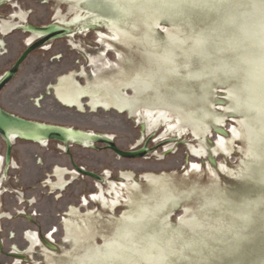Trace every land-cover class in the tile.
I'll return each instance as SVG.
<instances>
[{"label": "snow or ice", "instance_id": "6c2138e0", "mask_svg": "<svg viewBox=\"0 0 264 264\" xmlns=\"http://www.w3.org/2000/svg\"><path fill=\"white\" fill-rule=\"evenodd\" d=\"M133 7H151L157 6L165 9H174L176 10V16L178 18L183 17L181 19V23H189L192 25H196L200 18L206 14H215L217 19V23H219V18L221 14V10L223 9H253L259 15V27L262 38H264V0H138V3L135 5H131ZM119 7V5H116ZM201 36L207 40H211V36L205 30H201ZM262 43H264V39H262ZM209 47L212 45L209 44ZM248 110L252 111V106L248 105ZM261 115L264 116V108L261 109ZM249 165H260L264 167V155L259 157H251L249 161ZM162 192L168 191L166 188H161ZM264 204V201H262ZM174 233L178 234V238L184 241V246L187 248H191V243H188L184 238L186 233L177 228L172 229ZM194 231V230H190ZM173 264L175 262L173 261Z\"/></svg>", "mask_w": 264, "mask_h": 264}]
</instances>
